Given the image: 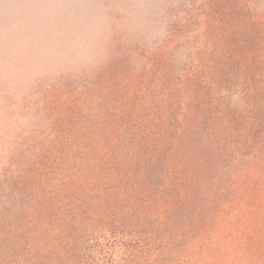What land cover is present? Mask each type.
<instances>
[{"label":"rangeland","instance_id":"obj_1","mask_svg":"<svg viewBox=\"0 0 264 264\" xmlns=\"http://www.w3.org/2000/svg\"><path fill=\"white\" fill-rule=\"evenodd\" d=\"M172 3L169 35L157 50L118 52L91 75L43 85L23 106L25 123L15 102L0 104V264H264V0ZM224 35L228 63L214 48ZM207 75L213 97L237 113L235 150L206 125ZM204 77L188 116L197 126L186 148L199 167L184 171L194 174L180 187L187 197L154 192L165 181L163 160L142 174L130 165L136 181L124 186V149L97 158L102 121L87 117L101 100L96 92L108 94V104L129 102L133 112L159 104L169 123L187 113L182 86ZM81 94L84 118L73 105ZM255 102L252 117L246 105ZM90 139L87 160L96 151L114 164L97 165L94 176L93 163L77 155Z\"/></svg>","mask_w":264,"mask_h":264},{"label":"clouds","instance_id":"obj_2","mask_svg":"<svg viewBox=\"0 0 264 264\" xmlns=\"http://www.w3.org/2000/svg\"><path fill=\"white\" fill-rule=\"evenodd\" d=\"M172 0H0V104L24 105L43 85L95 73L118 52L157 50Z\"/></svg>","mask_w":264,"mask_h":264},{"label":"trees","instance_id":"obj_3","mask_svg":"<svg viewBox=\"0 0 264 264\" xmlns=\"http://www.w3.org/2000/svg\"><path fill=\"white\" fill-rule=\"evenodd\" d=\"M225 38L226 36L224 35L222 40L214 45V48H216L217 53L221 48L219 55L222 58H225L222 60L227 62L228 55L226 54L228 53L229 45L227 46V44H224ZM238 46L241 49L247 48V45H244L243 43ZM211 78V76L207 77L208 80ZM204 80L205 77L198 81L197 79L195 81L192 80V87L182 86L180 89L179 98L182 97L183 99V97H186V99H190L188 100L189 102H185L187 113H182V119H180L178 117L182 111L178 112L175 119L170 118V121H168L169 123H167L166 119L164 120L162 112L163 108L159 104H155L152 107L149 105L147 108L145 107L144 103H140L139 107H137V110L134 111V113L129 106V102L121 101V103H118L117 100H115V103L108 104V94L105 95L103 92L98 94L99 92H96V96L101 100L98 101V99L95 98L97 102V105H95L96 108L94 112L91 111L87 117L89 118L94 116L98 118L99 122L102 121L101 124L98 123V126L95 127V131L98 134L95 139L98 137V140L101 141L99 143L100 147H98L100 148L101 152L99 155L96 153V151L92 152L90 160H87L88 158L86 156L92 147H88V149H86V145H95L96 141L95 140L93 143V141L90 139L83 143L85 153H82L83 149L81 148L78 150L81 151L77 152L80 160L87 164L93 163L92 167L90 168V172L94 176V174L97 173V165L99 167L101 166V168L105 170H109V168L114 165L111 160H108V163L106 161L103 162V160H97V155V158H100L99 156L103 154L101 155L102 159L104 156H109V159H112V156L115 155V152L118 151V148H120V150L124 149L123 154L120 155V158H122V161L125 165L129 164V167L124 166L121 169L119 175L124 186L129 185V182L135 183L136 181L132 179L130 175H128L133 171V166L130 167V165H134L137 174H142L144 170L148 172L158 160H163L161 163H163L165 168L161 178H165V181L162 185L159 184L154 189V192L160 196L166 189H168L171 191H176L178 195H183V198H186L187 196L182 194L180 187L183 184V180L184 182L189 181V184L191 185L193 183L194 174L192 172H188L186 175L184 171L189 170L190 168H193V170H198L199 167L196 166L197 164L194 162L193 155H191L186 148L185 140L186 138H194L193 136L195 135L197 126L196 123L191 122L192 120L188 122V116L191 106L195 108L194 102H198L197 91L195 88L197 86L201 87L200 83H204ZM214 84L215 83L212 80L207 83L209 97H207L208 102L204 104L208 105L207 107L211 108L212 111L208 115V120H205L206 125L209 127L211 132H214L215 135L217 134V136L220 137V140L223 142V148L228 147V149H234L231 145H233V143L236 141V134L241 132L239 123L237 121V113L232 110H225L221 102L222 97H213V94L210 90L212 87L213 89H216ZM182 90L186 93V96L183 95ZM112 94H114V92ZM83 97L84 96H82V94L78 97H75L73 99V105L76 108L79 107L78 111H81L80 117L84 118V107L80 105V101H87V98L84 97L83 99ZM119 97H121V95ZM257 104L258 103L255 102L254 104L252 103V106H249L250 104L246 105V108L248 107L247 110L251 111L250 115L252 117L257 115V110L259 109ZM171 105L172 107L177 105L179 106L182 105V102H179V104L178 102L177 104L172 102L169 104V106ZM106 118H112V121L108 122ZM87 120L89 122L90 119ZM169 127H174L175 129L170 131ZM169 132L171 133L170 135ZM246 132L247 131H244V134L247 136ZM236 144L237 142L235 145ZM74 162L76 161L74 160ZM140 180L141 179H139V181ZM106 183L109 184V182ZM81 185L85 184L81 183L79 186ZM69 212L73 211L69 208Z\"/></svg>","mask_w":264,"mask_h":264}]
</instances>
